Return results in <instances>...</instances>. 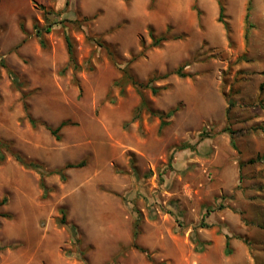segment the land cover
I'll return each mask as SVG.
<instances>
[{"label": "rangeland", "instance_id": "1", "mask_svg": "<svg viewBox=\"0 0 264 264\" xmlns=\"http://www.w3.org/2000/svg\"><path fill=\"white\" fill-rule=\"evenodd\" d=\"M248 2L0 0V139L46 190L4 151L0 264H264V0L250 28ZM62 122L57 141L43 124Z\"/></svg>", "mask_w": 264, "mask_h": 264}, {"label": "trees", "instance_id": "2", "mask_svg": "<svg viewBox=\"0 0 264 264\" xmlns=\"http://www.w3.org/2000/svg\"><path fill=\"white\" fill-rule=\"evenodd\" d=\"M152 1V0H151ZM250 0L248 2V6H247V13L245 15V23L246 25H248V28H250L251 26L248 24L249 23V11H250ZM218 5H219V14H218V22L219 23H223V18H224V7L222 5V2L219 1L218 2ZM51 27L50 25H47V27L43 30H39L37 26H35V30L37 32V38H38V41H39V44L40 46L43 48L45 46V42H44V39H43V33L44 34H48L51 32ZM248 28H246L245 30V33H244V41L245 43H247L248 41ZM150 38H151V46L153 48H158L160 47L164 42L168 41V38L166 36H161V37H155L152 33H150ZM64 43H65V47H66V51H67V55H68V63L67 65L65 66V68L63 69V73L65 70L71 68L74 72H77L80 70V66H78L75 62V56H74V43L72 41V39L70 38V36L65 33L64 34ZM96 43V45L98 47H102L104 48V45L98 40V39H93ZM180 69L176 70L174 72L175 75H180ZM123 78H126L123 77ZM122 78L121 81H119L117 84L118 85H124L125 84V81L124 79ZM128 79H131V83L133 85H137L138 87L140 88H144V87H149V83L148 84H143V83H137L135 80H133L132 77H128ZM124 81V82H123ZM152 93H154L155 95L157 94V89L155 88H150ZM142 105L145 106L144 103H142ZM229 107H231V105H229ZM25 109H28L27 106H25ZM153 114H155L154 112H151ZM27 116V120L28 122L30 123V125L33 127V128H36L37 126V122L30 116V114H26ZM156 115L163 120V118L166 116V115H163V114H160V113H156ZM169 115V114H168ZM167 117V116H166ZM68 125L67 122H62L59 124L58 127L56 128H53L51 126H47L46 124H43V126L45 127V129L50 133V135L52 137H54L57 141L60 140V136H59V133L61 131L62 128L66 127ZM165 125L164 122H161L160 124V128H163V126ZM230 134V144H231V147L233 149H236V144H235V141H234V138L232 136L231 133ZM203 135V134H202ZM203 137V136H201ZM185 149V148H184ZM4 151L7 152V153H10V155L13 157V159L21 166L23 167L24 169H27V170H33L37 173L40 174V186L42 188V190L44 192H46L45 188H44V177L45 175L43 174L44 170L42 168V166L40 164H38L37 162L35 161H29L27 159H25L24 157H22L19 153H16L14 151H12L11 149V144L10 143H7V142H4L3 140L0 139V163L3 162L5 160V154H4ZM254 161H250L249 163H253ZM83 166V163H79V164H68V165H65L64 168L66 169H71V168H81ZM48 175H57L59 176L61 179L64 178L63 174L61 173V171H54V172H51L49 173ZM6 203V199H2V201L0 202V206L4 205ZM221 207V206H220ZM4 217H7V216H4ZM205 216L203 218H201V222L199 224V228H208L210 227V224H207L205 223V220H204ZM61 225H65V221H64V218L61 219V222H60ZM73 231V230H72ZM72 233V232H71ZM137 234L135 233L134 234V239L136 238ZM191 239L193 241V243H196V252H201L203 249H202V244L197 240V238L195 237L194 234H192L191 236ZM135 250H137L138 252L140 253H143L146 255V257L150 260V255L147 254V252L142 249L140 246H138L137 244H133L132 246ZM231 254V249H230V243H229V238L226 236L225 237V255H230Z\"/></svg>", "mask_w": 264, "mask_h": 264}]
</instances>
